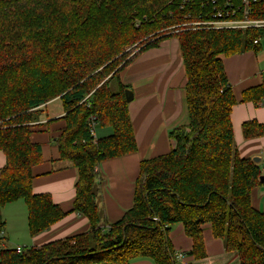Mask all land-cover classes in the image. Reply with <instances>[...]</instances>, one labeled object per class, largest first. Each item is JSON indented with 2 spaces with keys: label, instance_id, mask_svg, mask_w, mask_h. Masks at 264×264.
<instances>
[{
  "label": "trees",
  "instance_id": "16d2710c",
  "mask_svg": "<svg viewBox=\"0 0 264 264\" xmlns=\"http://www.w3.org/2000/svg\"><path fill=\"white\" fill-rule=\"evenodd\" d=\"M247 13V15H245ZM264 20V0H0V209L23 200L31 237L68 213L49 194H34L32 169L43 163L31 140L42 108L60 100L66 128L55 140L77 171L72 212L89 230L40 247L4 249L0 264H178L170 233L182 224L206 258L203 227L240 264H264V212L251 201L262 184L253 159L241 158L231 115L237 100L223 58L260 51L264 28L216 29L209 22ZM179 41L187 83V123L172 129L166 155L140 163L133 206L109 224L100 206L104 161L138 151L121 73L166 40ZM242 102L264 106V85ZM111 129L97 138V127ZM246 140L264 125H243ZM2 225L0 224V234ZM185 254H182V257ZM181 257V258H182Z\"/></svg>",
  "mask_w": 264,
  "mask_h": 264
},
{
  "label": "crops",
  "instance_id": "0c3cea01",
  "mask_svg": "<svg viewBox=\"0 0 264 264\" xmlns=\"http://www.w3.org/2000/svg\"><path fill=\"white\" fill-rule=\"evenodd\" d=\"M259 44L258 53L247 52L223 58V63L237 100L231 115L235 145L241 158L260 159L263 180L252 191L251 201L256 210L264 212V136L246 140L243 135V125L247 122L256 121L264 125V106L255 107L251 102H242L246 90L264 85V38L260 39ZM120 79L134 93V100L129 103V113L138 151L104 161L97 168L100 174V206L109 224L119 221L133 206L141 161L168 154L175 146L169 132L187 123L184 90L187 78L179 41L166 40L158 48L143 53L121 73ZM42 111L41 125L31 135L32 142L41 146L43 158V163L32 169V189L34 194H49L53 202L68 215L47 231L31 237L28 211L26 210V218L21 222H13V219H19L16 217L15 207H19L16 205L20 201L7 205L0 212L4 234L2 239H7V236L20 238L21 242L15 249L40 247L74 237L87 232L90 226L87 218L71 211L77 171L70 162L61 160L55 143L66 128L62 103L54 100L44 106ZM110 134L111 129L99 126L95 132L97 138ZM5 164L6 157L0 152V172ZM203 238L207 256L203 260H196L186 255L192 250L193 242L186 235L183 225L178 224L172 228L170 239L175 251L185 254L178 260V264H240L238 255L226 252L224 242L213 236L210 224L204 225ZM131 264L153 262L142 258Z\"/></svg>",
  "mask_w": 264,
  "mask_h": 264
},
{
  "label": "built area",
  "instance_id": "2783aa9c",
  "mask_svg": "<svg viewBox=\"0 0 264 264\" xmlns=\"http://www.w3.org/2000/svg\"><path fill=\"white\" fill-rule=\"evenodd\" d=\"M245 15H247V13H245ZM217 17L220 18L219 21L209 22L207 23V25L213 26L216 29L264 28V20H256V19L252 20L246 17L244 20H240V21H232V20L224 21L221 19L222 16L220 14ZM1 234L3 233L1 232ZM22 251H23L22 248H17L18 253H21ZM179 257L181 258L182 254H180Z\"/></svg>",
  "mask_w": 264,
  "mask_h": 264
},
{
  "label": "rangeland",
  "instance_id": "374dc122",
  "mask_svg": "<svg viewBox=\"0 0 264 264\" xmlns=\"http://www.w3.org/2000/svg\"><path fill=\"white\" fill-rule=\"evenodd\" d=\"M16 206H19V207H15V213H16V217H18L19 219H13V222H16V221H20L23 220V218L25 219L26 218V210H27V207H26V204L24 203L23 200H21L18 205ZM3 209H0V212H2ZM12 217V216H11ZM26 234V233H25ZM4 237V234H0V251L1 250H4V248H8V249H15L17 246V244H20V238L16 237V236H13V237H8L7 236V239H9V241L7 242V239H2ZM5 248V249H6Z\"/></svg>",
  "mask_w": 264,
  "mask_h": 264
},
{
  "label": "water",
  "instance_id": "95a60500",
  "mask_svg": "<svg viewBox=\"0 0 264 264\" xmlns=\"http://www.w3.org/2000/svg\"><path fill=\"white\" fill-rule=\"evenodd\" d=\"M125 96H126L127 103H131L134 100V93L130 89L125 91ZM253 161L257 164L260 163L259 158H254ZM262 180H263V177H262Z\"/></svg>",
  "mask_w": 264,
  "mask_h": 264
}]
</instances>
